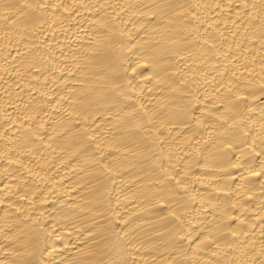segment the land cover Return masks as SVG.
Masks as SVG:
<instances>
[{"label":"bare ground","instance_id":"1","mask_svg":"<svg viewBox=\"0 0 264 264\" xmlns=\"http://www.w3.org/2000/svg\"><path fill=\"white\" fill-rule=\"evenodd\" d=\"M0 264H264V0H0Z\"/></svg>","mask_w":264,"mask_h":264}]
</instances>
